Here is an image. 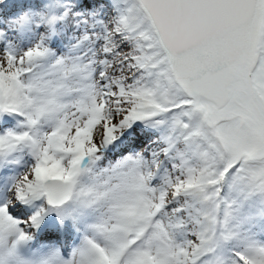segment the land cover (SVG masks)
I'll return each mask as SVG.
<instances>
[{"label": "snow or ice", "instance_id": "6c2138e0", "mask_svg": "<svg viewBox=\"0 0 264 264\" xmlns=\"http://www.w3.org/2000/svg\"><path fill=\"white\" fill-rule=\"evenodd\" d=\"M0 264H264V0H0Z\"/></svg>", "mask_w": 264, "mask_h": 264}]
</instances>
